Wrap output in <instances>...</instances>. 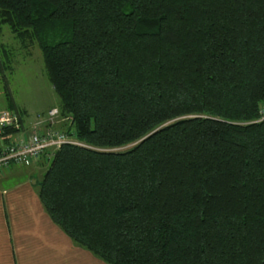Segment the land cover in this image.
<instances>
[{
	"label": "trees",
	"instance_id": "1",
	"mask_svg": "<svg viewBox=\"0 0 264 264\" xmlns=\"http://www.w3.org/2000/svg\"><path fill=\"white\" fill-rule=\"evenodd\" d=\"M1 24L36 44L81 143L17 165L48 158L37 196L74 244L106 264H264V0H0Z\"/></svg>",
	"mask_w": 264,
	"mask_h": 264
},
{
	"label": "crops",
	"instance_id": "2",
	"mask_svg": "<svg viewBox=\"0 0 264 264\" xmlns=\"http://www.w3.org/2000/svg\"><path fill=\"white\" fill-rule=\"evenodd\" d=\"M5 142L0 136V145ZM37 167H24L27 172L18 178L11 167L0 172V264H106L73 247L50 220L38 199L35 178L30 177Z\"/></svg>",
	"mask_w": 264,
	"mask_h": 264
},
{
	"label": "rangeland",
	"instance_id": "3",
	"mask_svg": "<svg viewBox=\"0 0 264 264\" xmlns=\"http://www.w3.org/2000/svg\"><path fill=\"white\" fill-rule=\"evenodd\" d=\"M25 44V46H22L21 42L9 31L7 25H0V110L22 111L21 113H24V125L36 122L33 120L35 116L38 117L35 120L42 119V117L46 116L49 109L58 105V99L46 78L38 47L33 41ZM6 95H8V101ZM9 103H11L12 107L8 106ZM261 106H264V102L258 104L257 114H259ZM30 118L33 121L30 122ZM50 118L53 120L49 121L52 122L51 125L45 122L44 126L58 131L66 130L68 126L66 116H58L56 114ZM59 124L61 126L58 127ZM47 159L43 161L40 167H37L38 169L31 170L30 168V177L33 175L35 179L39 177L43 166L46 165ZM10 171L16 172L18 178L20 173H23L22 176H24L27 168L15 166ZM73 245H75L73 247L89 252L74 243ZM94 257L95 259H99L96 256Z\"/></svg>",
	"mask_w": 264,
	"mask_h": 264
},
{
	"label": "built area",
	"instance_id": "4",
	"mask_svg": "<svg viewBox=\"0 0 264 264\" xmlns=\"http://www.w3.org/2000/svg\"><path fill=\"white\" fill-rule=\"evenodd\" d=\"M56 114L57 109L54 107L47 111L46 118L20 125L16 113L0 110V133L8 127L16 129L12 137L0 145V172L9 169L11 165H34L42 155L49 157L63 143L81 145L72 135L44 126L45 122L52 123L49 122L53 121L50 117ZM256 121H264V106L259 108Z\"/></svg>",
	"mask_w": 264,
	"mask_h": 264
},
{
	"label": "water",
	"instance_id": "5",
	"mask_svg": "<svg viewBox=\"0 0 264 264\" xmlns=\"http://www.w3.org/2000/svg\"><path fill=\"white\" fill-rule=\"evenodd\" d=\"M33 182V181H32Z\"/></svg>",
	"mask_w": 264,
	"mask_h": 264
}]
</instances>
